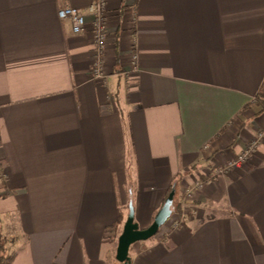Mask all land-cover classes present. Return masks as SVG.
Segmentation results:
<instances>
[{
    "label": "crops",
    "instance_id": "crops-1",
    "mask_svg": "<svg viewBox=\"0 0 264 264\" xmlns=\"http://www.w3.org/2000/svg\"><path fill=\"white\" fill-rule=\"evenodd\" d=\"M92 1L0 0L9 264H120L129 203L147 228L171 187L178 214L129 264H264V0H108L103 81L57 16Z\"/></svg>",
    "mask_w": 264,
    "mask_h": 264
},
{
    "label": "built area",
    "instance_id": "built-area-1",
    "mask_svg": "<svg viewBox=\"0 0 264 264\" xmlns=\"http://www.w3.org/2000/svg\"><path fill=\"white\" fill-rule=\"evenodd\" d=\"M107 3L108 0H94L84 11L73 6H63L57 11V16L60 20L70 22L74 34H81L85 32L87 28L89 29L94 51V59L91 64L90 74L91 78L100 81L106 78L103 68L102 52L106 46ZM86 17H90L89 23H87ZM136 60L137 56L133 53L130 57V70L132 72H136L138 69ZM256 144L257 140L252 141L244 151L236 155L229 166L239 167L243 164L248 159L249 153ZM201 184L202 182L197 183L196 187ZM191 191L192 190H188V195Z\"/></svg>",
    "mask_w": 264,
    "mask_h": 264
},
{
    "label": "water",
    "instance_id": "water-1",
    "mask_svg": "<svg viewBox=\"0 0 264 264\" xmlns=\"http://www.w3.org/2000/svg\"><path fill=\"white\" fill-rule=\"evenodd\" d=\"M174 189H171L161 207L158 209L152 223L144 229H140L134 221V211L132 204L128 205V213L122 231L117 238L115 249V259L122 264L130 263L129 248L137 241H144L154 236L159 228L168 220L172 213Z\"/></svg>",
    "mask_w": 264,
    "mask_h": 264
},
{
    "label": "trees",
    "instance_id": "trees-1",
    "mask_svg": "<svg viewBox=\"0 0 264 264\" xmlns=\"http://www.w3.org/2000/svg\"><path fill=\"white\" fill-rule=\"evenodd\" d=\"M171 189H173V187L169 189V192ZM6 244V238L0 233V264H9L12 258V254L6 253Z\"/></svg>",
    "mask_w": 264,
    "mask_h": 264
},
{
    "label": "rangeland",
    "instance_id": "rangeland-1",
    "mask_svg": "<svg viewBox=\"0 0 264 264\" xmlns=\"http://www.w3.org/2000/svg\"><path fill=\"white\" fill-rule=\"evenodd\" d=\"M197 183H199V182L197 181V182H195V184L192 187H189L190 188L189 190H192L196 186ZM177 205L178 204L176 203V201H174L173 204H172V212H173V214H176V213L178 214V212H179ZM164 231H165L164 227L160 228L159 231L156 233V236L160 237L161 235L164 234Z\"/></svg>",
    "mask_w": 264,
    "mask_h": 264
}]
</instances>
